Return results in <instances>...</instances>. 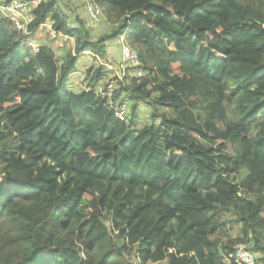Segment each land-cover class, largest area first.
Masks as SVG:
<instances>
[{"label": "trees", "instance_id": "trees-1", "mask_svg": "<svg viewBox=\"0 0 264 264\" xmlns=\"http://www.w3.org/2000/svg\"><path fill=\"white\" fill-rule=\"evenodd\" d=\"M26 1L28 32L0 11V264H235L238 244L264 264V0H92L116 28L97 41ZM47 24L64 57L28 44ZM122 39L144 76L99 64L68 87Z\"/></svg>", "mask_w": 264, "mask_h": 264}, {"label": "rangeland", "instance_id": "rangeland-1", "mask_svg": "<svg viewBox=\"0 0 264 264\" xmlns=\"http://www.w3.org/2000/svg\"><path fill=\"white\" fill-rule=\"evenodd\" d=\"M5 1L6 0H0V4H3ZM58 1L60 5H62L65 13L70 16V20H71L70 26L72 28H75L78 26V21H83L85 23V26L90 30L91 36L95 41L99 40L101 37L110 35L116 29L114 26L109 25L107 23L104 10L101 8L100 9L102 10V18L100 22L96 23L93 22L91 19H89L87 14L89 6H92V4L95 5V3L92 0H58ZM31 6L34 7L35 5H31ZM22 16L23 18H25L26 22H28L31 18V11L22 13ZM31 40L36 45H39V47L45 44L52 46L55 49L57 55L60 57H64L69 50L70 51L73 50L75 45L73 39H68L63 35L56 34L54 31H52L49 24H47L46 27L39 28L33 34V36H31L30 41ZM107 48L110 51H107L108 56L106 60H100L98 58L95 59L90 55L82 56L81 61L78 64L77 73L75 74V76H73L72 80L68 84V87L71 88V90L81 91L87 87L84 76H82V74L90 66H98L99 64H102L109 70L113 71L112 77L118 76L122 78L124 74L129 72L130 69L129 66L131 63H127L124 61L122 54L123 42L121 40L108 41ZM108 65L111 66V68ZM131 72L135 74V72L133 71ZM143 76H144V70H143ZM125 103L129 106V111H130L131 103L128 101ZM138 116L142 126L150 124L151 123L150 107H148L147 105H141L138 111ZM226 148L229 153H235L236 151H240V146L237 144L232 145L230 143H226ZM227 231H229L228 234H232L233 237L235 238L241 236L240 227L232 226L231 223L227 224ZM227 238L228 236H226L225 239ZM256 260H258L257 256H256ZM167 263L168 262H164L161 264H167Z\"/></svg>", "mask_w": 264, "mask_h": 264}, {"label": "built area", "instance_id": "built-area-1", "mask_svg": "<svg viewBox=\"0 0 264 264\" xmlns=\"http://www.w3.org/2000/svg\"><path fill=\"white\" fill-rule=\"evenodd\" d=\"M32 4L28 3L26 0H15V2L8 7H0V11L11 19L18 30L20 31H27L28 22H26L25 18H23L22 13L30 12L32 10ZM88 17L93 22H100L102 18V10L97 5L92 4L89 6L88 9ZM123 42V58L124 61L130 64V68L137 69L136 76L142 77L143 76V69L142 63L140 61L138 53L132 49L124 39L121 40ZM28 44L33 48L34 52H39V45H36L34 42L29 41ZM125 67V66H123ZM115 81H109L105 90L101 91V95L108 100L109 105L114 107V94H115ZM88 91L87 88H85ZM129 114V106L126 103L121 104L120 106L116 107V115L118 119L121 121H125ZM264 236V235H263ZM229 261H233L235 264H257L256 256L251 251L248 245L246 244H238L234 248V252L229 254L228 256Z\"/></svg>", "mask_w": 264, "mask_h": 264}, {"label": "crops", "instance_id": "crops-1", "mask_svg": "<svg viewBox=\"0 0 264 264\" xmlns=\"http://www.w3.org/2000/svg\"><path fill=\"white\" fill-rule=\"evenodd\" d=\"M0 7H5V6H3L2 4H0ZM107 51H110V50L107 48ZM109 67L111 68V66H109ZM82 76H83V74H82Z\"/></svg>", "mask_w": 264, "mask_h": 264}]
</instances>
